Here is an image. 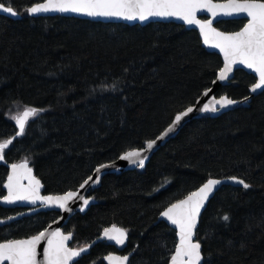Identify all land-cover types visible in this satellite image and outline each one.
I'll list each match as a JSON object with an SVG mask.
<instances>
[{"label":"trees","instance_id":"1","mask_svg":"<svg viewBox=\"0 0 264 264\" xmlns=\"http://www.w3.org/2000/svg\"><path fill=\"white\" fill-rule=\"evenodd\" d=\"M41 1L0 0L20 15L0 14V142L13 140L0 160V198L9 165L23 160L44 193L77 189L97 165L158 135L210 88L222 66L194 29L30 16L27 8ZM244 23L215 27L232 32ZM254 82L237 70L217 95L246 97ZM16 105L42 109L21 136L11 119ZM230 176L249 187L225 185L209 200L196 230L202 264H264V91L247 106L191 120L144 168L105 175L91 192L95 203L63 230L72 233V248L113 225L127 230L126 243L99 241L73 264H105L111 252L131 253L127 264H168L177 239L160 212L207 179ZM18 211L0 206V218ZM58 216L39 211L1 225L0 242L34 235Z\"/></svg>","mask_w":264,"mask_h":264},{"label":"snow or ice","instance_id":"2","mask_svg":"<svg viewBox=\"0 0 264 264\" xmlns=\"http://www.w3.org/2000/svg\"><path fill=\"white\" fill-rule=\"evenodd\" d=\"M29 15L39 13L59 12L75 13L89 17L121 18L125 20L146 21L152 17L176 18L182 20L186 25H195L199 29L203 42L210 47L219 49L223 56V68L219 69L218 79L224 81L228 79L229 73L233 71L234 65H243L256 74V82L251 85V92L264 89V0H44L43 3H35L27 8ZM206 11L213 19H199L198 12ZM0 12L11 16L18 15L11 4L7 6L0 2ZM243 15L247 22L239 31L222 32L213 27V20L218 16L239 17ZM207 91L205 95H207ZM245 99H248L245 97ZM199 103V101H197ZM237 103L227 96H221L218 100L213 99L211 104H204L202 108L188 106L183 111H178L172 119L168 128L165 129L155 140L148 139L147 149H152L157 140L173 132L181 122L194 110L200 112H216L219 108H225ZM42 109L25 106L21 113L11 117L18 128L16 136H21L25 132L26 125L31 118L39 115ZM13 143L12 139L0 142V160H4L5 149ZM143 150L127 151L120 156L121 160H129L138 163L139 167H144L146 157L142 155ZM108 165H100L96 172ZM7 182L4 188L7 195L2 197L5 203H15L17 201H27L35 204L39 201L44 206H55L65 211H71L68 207L69 201L74 199L83 200L87 205L89 199L80 196L77 191H66L62 195L43 196L40 194L41 181L32 174V168L28 166V161L9 165ZM99 175L89 176L80 184L83 189L90 181L99 182ZM229 180L248 188L243 179L235 176L228 177ZM27 180V184L22 181ZM221 184V180L209 178L195 191L189 192L184 199L177 200L169 204L160 212V216L175 226L178 242L175 250L170 255L168 264H202V244L195 240L198 220L201 209L213 192L215 186ZM83 211V208H81ZM8 217L7 220H14ZM223 220L228 221L229 216L224 215ZM5 223L0 220V224ZM104 237L110 241H115L117 245H124L127 239V230L117 228H105ZM72 234L65 235L57 228L49 232L47 229L25 239H5L0 242V264H72L73 259L80 257L87 248H71L68 241ZM46 240L43 246V259H38L40 253L38 248L41 241ZM109 264H127L129 256L109 255L104 258Z\"/></svg>","mask_w":264,"mask_h":264},{"label":"water","instance_id":"3","mask_svg":"<svg viewBox=\"0 0 264 264\" xmlns=\"http://www.w3.org/2000/svg\"><path fill=\"white\" fill-rule=\"evenodd\" d=\"M43 1L39 2V3H43ZM214 2H222V1H215ZM7 6V5H6ZM32 6V5H31ZM30 7V6H29ZM1 15H5V16H8V17H11V18H19L20 15H16V16H11L9 14H6V13H3V12H0ZM55 15H60V16H65V17H70V16H73V17H77V18H80V19H86V20H91V21H98V22H111V23H122V24H126V25H140V26H144L148 23H151V22H172V23H176V24H179V25H182L184 26L185 28L187 29H194L198 32L199 34V37L201 39V42H202V45L205 49L209 50V51H214L216 52L218 55H220L221 57V60H222V66L221 68H223L224 64H223V56L222 54L219 52V49H216V48H213V47H210L209 45H206L204 44L203 42V38L200 36V33H199V29L195 26V25H186L184 24V22L182 20H178L176 18H159V17H152V18H149L148 20L146 21H139V20H132V21H129V20H125V19H121V18H115V17H111V18H105V17H89V16H86V15H79V14H75V13H59V12H47V13H39V14H36V15H30V16H55ZM197 16L199 19H213L211 17V15L209 13H207L206 11H201V12H198L197 13ZM236 19H244L245 20V23L247 22L246 18L241 15L239 17H227V16H218L216 17L214 20H213V27H215V23H217L218 21H221V20H236ZM243 27V26H242ZM216 28V27H215ZM218 31H222V32H228V31H223V30H220L218 28H216ZM240 30V29H239ZM239 30H236V31H239ZM233 32V31H232ZM220 68V69H221ZM237 70H243L247 73H250L251 75H253L255 77V82H256V74L253 73L251 70L245 68L243 65H234L233 66V71L231 73H229V77L228 79L224 80V81H220L218 79V73H219V70L216 74V77L215 79L213 80L210 88L204 90L201 95L197 98V100L190 106H195L196 109H199V108H202L204 104H211L213 99H219L221 96H227V95H217L218 91L226 86L228 83H230V81L233 79L234 77V74ZM254 82V83H255ZM207 91V95H205V92ZM262 91H264V89L262 90H257V92L253 93L251 92V86L249 88V94L246 96L248 99H245V97L243 98H240V99H233V98H230V99H233L235 101H237V103L233 104V105H230L228 107H225V108H220L219 105H216L217 108H219L218 111L216 112H211V111H208V112H200L198 110H194L192 113L189 114L188 117H186L180 125H178L175 130L171 133H169L168 135L164 136L162 139L160 140H157L156 144L153 146L152 149H147L146 147V141L144 142L143 146L141 148H135V149H129L127 151H132V150H143L142 151V155L144 157H146V159L144 160V167L146 166V164L148 163L149 159L151 158L152 154L154 152H156L161 146H163L169 139L173 138L177 133L178 131L184 126L186 125L188 122H190L191 120H194V119H199V118H204V117H216L224 112H227V111H230L232 109H235V108H238V107H242V106H247L248 103L250 102L251 98L256 96L257 94L261 93ZM228 97V96H227ZM197 101H199V103H197ZM185 110V109H183ZM181 110V111H183ZM175 117V116H174ZM173 117V119H174ZM172 121V120H171ZM171 123V122H170ZM169 123V124H170ZM169 124L158 134L156 135L154 138H152L153 140H155L158 136L161 135V133H163L165 131V129L168 128ZM125 151V152H127ZM125 152L121 153L116 159L112 160V161H108V162H103L99 165H97L95 167V169L92 171V173L89 175L91 177H93V180H95V177L97 175H99V182L98 183H95L93 181H90L88 185H86L83 189L80 188V185L78 186V188L76 190H71V191H77L79 193L80 196H83L85 198H88L89 199V203L87 205H84L83 204V200L81 199H74L72 201H69V204H68V207L71 209V211H65V210H62V209H59L55 206H44L42 205L39 201H37L35 204H31V203H28L27 201H17L15 203H5L3 202L2 198H0V206H3V207H9V208H31L33 207V209H30V210H26L24 212H21L15 216H13L15 219L16 218H19L23 215H28V214H33V213H36V212H39V211H56L59 213V216L53 221L51 222L50 224H48L44 229H42L41 231H44L45 229H47L49 232L51 231H54L56 230L57 228L60 229V231L62 233H64L65 235L69 234L70 232H64L63 228L64 226L68 223L69 219L75 215L76 213H85L86 211H88V209L90 208L91 205H93L95 203V200L92 198V196H90V193L92 191H94L99 185H100V182L102 180V178L107 175V174H111V173H120V172H124V171H130V170H135L137 168H141L138 166V163H133L129 160H121L120 159V156L123 155ZM108 165V167L106 168H103L101 169V171L99 173L96 172V169L100 166V165ZM29 166V165H28ZM30 167V166H29ZM142 167V168H144ZM31 168V167H30ZM9 171H10V168H9ZM8 171V172H9ZM32 174L37 178L39 179L35 174H34V171L32 169ZM88 176V177H89ZM85 178L84 180L88 179ZM213 179H219L221 180V184L215 186L213 192L209 195V198L208 200L205 202V205L204 207L201 209V214L202 212L204 211L206 205L208 204L209 200L215 195V193L223 186L225 185H229V186H233V187H241L243 185H240V184H237L236 182L234 181H231L227 178H213ZM239 179V178H238ZM84 180L82 181V183L84 182ZM207 181V180H206ZM205 181V182H206ZM7 182V178H6V181L4 182V184ZM22 183L24 184H27V180H24L22 181ZM81 183V184H82ZM42 184V183H41ZM202 185V184H201ZM200 185V186H201ZM199 186V187H200ZM198 188V187H197ZM196 188V189H197ZM195 189V190H196ZM5 190V194L4 195H7V189L4 188ZM194 190V191H195ZM70 191V190H69ZM66 192V191H65ZM64 192L62 193H58V194H47V193H44L43 192V185L40 189V194L43 195V196H49V195H52V196H56V195H62ZM187 196V195H186ZM186 196H184L183 198L181 199H184ZM180 200V199H179ZM176 202V201H175ZM174 202V203H175ZM81 208H83V211H81ZM201 214H200V217H201ZM200 217H199V220H200ZM0 220H4L5 223L3 224H0L1 225H4L6 223L9 222V220L7 219H0ZM158 220L160 221H164L170 228H172L174 231H175V226L174 225H171L166 219H164L163 217H161L159 215L158 217ZM199 220H198V224H199ZM198 227V226H197ZM197 230V229H196ZM176 233V231H175ZM72 234V233H71ZM35 235V234H34ZM27 238V237H26ZM20 239H25V238H20ZM176 239H177V242H178V237L176 236ZM194 239L196 240V235L194 236ZM72 241V236H71V239L67 242L68 243V246L70 247V243ZM99 241H107L109 243H113V244H116L115 241H110L108 240L106 237H104L103 235V232L100 234L99 237H97L94 241H92L89 245L85 246L87 248V250L81 254L80 257H82L84 254H87L89 252V249L90 247L99 242ZM126 243V241H125ZM46 244V240H42L41 241V245L40 247L38 248V252L40 253V255L38 256V259H43V256H42V253H43V246ZM117 245V244H116ZM72 248V247H71ZM175 250V249H174ZM174 252V251H173ZM109 255H113V256H129V260H130V257H131V253H127V254H121V253H117V252H111L109 253L107 256ZM80 257H77V258H74L73 259V262L72 264L77 261ZM106 257V256H105ZM128 260V261H129ZM104 263L105 264H109V262L107 260L104 259ZM128 263V262H127Z\"/></svg>","mask_w":264,"mask_h":264},{"label":"bare ground","instance_id":"4","mask_svg":"<svg viewBox=\"0 0 264 264\" xmlns=\"http://www.w3.org/2000/svg\"><path fill=\"white\" fill-rule=\"evenodd\" d=\"M95 169V168H94ZM203 184V183H202ZM74 190H76V189H74ZM90 196H91V193H90ZM3 197V196H2ZM1 197V198H2ZM22 210L20 211V212H18V213H16V214H13V215H10V216H8V217H13V216H15V215H17V214H19V213H21V212H24V211H26V210H30V209H33V207H31V208H21ZM34 214V213H33ZM29 215V214H28ZM23 216H25V215H23ZM8 217H5V218H0V219H7ZM22 217V216H21ZM21 217H19V218H21ZM19 218H16V219H14V220H17V219H19ZM14 220H11V221H14ZM11 221H9V222H11ZM8 222V223H9ZM7 224V223H6Z\"/></svg>","mask_w":264,"mask_h":264},{"label":"rangeland","instance_id":"5","mask_svg":"<svg viewBox=\"0 0 264 264\" xmlns=\"http://www.w3.org/2000/svg\"><path fill=\"white\" fill-rule=\"evenodd\" d=\"M25 107L23 106H15L13 109H12V112L14 115L18 114V113H21L23 110H24ZM118 228V227H117ZM121 247V246H119Z\"/></svg>","mask_w":264,"mask_h":264},{"label":"flooded vegetation","instance_id":"6","mask_svg":"<svg viewBox=\"0 0 264 264\" xmlns=\"http://www.w3.org/2000/svg\"><path fill=\"white\" fill-rule=\"evenodd\" d=\"M19 209H20V211L22 210L21 208H19ZM20 211H18V212H20ZM18 212H17V213H18ZM36 213H37V212H36ZM14 214H16V213H14ZM12 215H13V214H12ZM29 215H30V214H29Z\"/></svg>","mask_w":264,"mask_h":264}]
</instances>
